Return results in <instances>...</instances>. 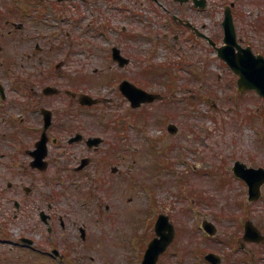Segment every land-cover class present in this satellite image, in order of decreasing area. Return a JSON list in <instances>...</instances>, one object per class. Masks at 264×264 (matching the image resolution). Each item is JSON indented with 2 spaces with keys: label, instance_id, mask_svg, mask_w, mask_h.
Masks as SVG:
<instances>
[{
  "label": "rangeland",
  "instance_id": "rangeland-1",
  "mask_svg": "<svg viewBox=\"0 0 264 264\" xmlns=\"http://www.w3.org/2000/svg\"><path fill=\"white\" fill-rule=\"evenodd\" d=\"M81 2L65 3L67 30L60 34L61 41L67 40V69H77L70 82L67 80V88L77 94L89 92L104 102L84 112H67V121L105 141L97 152L88 151L82 143L64 154L59 145L51 147L50 156L56 163L44 178L39 177L34 195L54 193L57 202L61 201L56 203L57 209L66 208L67 261L51 259L50 263L140 264L155 236V221L163 212L169 214L177 235L158 264H210L204 258L208 251L221 254L222 264H264V245L248 242L244 248L240 246L247 219L264 232V185L261 199L249 202L246 183L232 170L236 160L264 167V98L253 90L239 92L237 75L216 50L187 52L182 42L172 48L176 28L168 42L158 33L168 29L139 21L113 22L109 11L89 10ZM3 9L0 5V11ZM209 11L211 21L205 18L208 12L197 16L200 22L214 24L215 39L221 44L224 4ZM240 11L241 4L235 16L239 40L264 54V11L252 10L249 17L239 18ZM36 12L46 16L39 19L43 24L35 27V21H27V27L17 34L0 35L4 52L21 53L10 60L14 67H21L33 49L35 41L30 35L36 34L34 28L51 33L52 13H44L42 8ZM243 13L249 15L246 10ZM60 20L55 19L56 26ZM4 24L0 22V32L10 28ZM243 32L253 40H243ZM44 41L40 59L44 67L51 59L54 68L63 61L64 50L55 49L58 42L50 46L51 42ZM114 45L131 59L125 67L112 59ZM178 50L188 58L180 57ZM4 61L0 55V69L6 66ZM163 69H169V74L164 76ZM173 69L178 70V77L172 78ZM123 78L163 94V100L133 109L119 90ZM169 122L177 123V134L169 133ZM82 150L94 160L85 171L76 173L73 166ZM66 154L68 161L63 159ZM63 162L72 166L64 170ZM204 217L217 226V235L203 229ZM80 226L86 229L84 238ZM34 260L16 264H44Z\"/></svg>",
  "mask_w": 264,
  "mask_h": 264
},
{
  "label": "flooded vegetation",
  "instance_id": "flooded-vegetation-1",
  "mask_svg": "<svg viewBox=\"0 0 264 264\" xmlns=\"http://www.w3.org/2000/svg\"><path fill=\"white\" fill-rule=\"evenodd\" d=\"M71 1L0 0L1 7H5L0 11V22L5 21L4 25L10 27L6 32H0V35L17 34L27 27V21H35V27L43 24L39 19H44L46 16L36 12L40 8L43 12L49 10L48 14L51 12L54 18L50 24L53 27L51 33L34 28L36 34L30 35V39L35 43L33 49L25 55L26 62H23L21 67H14L10 64L12 57H19L21 53L4 52V47L0 45V55L5 57L3 64L6 65L0 69L2 76L0 78V149L5 148V152H0V264H16L22 260L29 262L31 258L35 259L34 263L42 261L44 264H50L56 252L66 259L67 210L66 208L59 210L62 209L61 207L57 209L56 203H61V201L57 202V196L54 193L48 197L34 195L40 185L38 180L39 177L44 178L47 170L56 163V159L50 156L51 147L54 145H59L63 154L71 153V146L79 143H82L90 152L99 150L90 146L87 139L101 135L89 132L83 126L75 127L67 121V112L72 110L84 112L104 102L102 98H99L100 103L97 105H82L79 96L84 91L81 90L77 94L76 91L67 88V80L70 82L71 75L76 74L72 71L77 69H67V40L62 43L60 34L67 30V25L64 24L67 10L65 3ZM78 1H82L80 6H86L89 10L93 9L103 14L109 11L113 22L123 20L135 24V21H139L148 26L166 27L168 31L165 36L169 34L171 26H176L178 29L174 36L176 43L182 42L187 52L191 50L195 53L215 50L212 43V40L215 41V31L214 28L212 29L214 24L207 21L200 22L197 13L208 12L205 18L211 21L212 15L209 10H215L221 4H224V11L229 6L234 19L238 15L239 4H241L239 18L249 17L252 10L258 14L264 11V0ZM8 9V13H3ZM243 10H246L249 15L243 13ZM140 12L146 13L141 14ZM56 18L61 19L57 22L58 26L54 22ZM98 19L99 16L96 17V21ZM123 27L126 30L125 23ZM243 34L241 37L243 40H253L249 34L245 32ZM43 39L51 42L50 46L58 42L55 49L64 50L63 61H58L54 68L51 59L48 60V67H44V61L40 59V52L45 48L41 46ZM68 75L69 78H67ZM171 76L176 77L174 73H171ZM55 78H63L64 82H54ZM153 92L158 94L157 91ZM67 95L69 100H67ZM78 122L84 123L83 121ZM79 134H81L80 140L71 141ZM103 139L105 141L104 137ZM44 140L49 146L48 164L45 170H41L33 167L32 162L34 154L45 153V150L39 146ZM60 141H65V143L61 144ZM84 151H81L78 163L73 166L74 171L84 157H90L91 163L94 160L93 155L84 154ZM63 159L69 160L67 154ZM61 166L67 170L72 165L69 162H63ZM61 166L58 168L60 169ZM10 230L13 233L9 232Z\"/></svg>",
  "mask_w": 264,
  "mask_h": 264
},
{
  "label": "water",
  "instance_id": "water-1",
  "mask_svg": "<svg viewBox=\"0 0 264 264\" xmlns=\"http://www.w3.org/2000/svg\"><path fill=\"white\" fill-rule=\"evenodd\" d=\"M223 26L225 28V43L217 47L219 56L239 75L238 87L241 92L247 89H255L260 95L264 96V56L262 54H255L250 46L243 47L238 43L233 17L228 10L226 11ZM114 53L116 58L122 60V64L127 62V59L121 56L119 49L115 48ZM121 89L130 98L134 107L140 106L142 102L153 101L157 98V95L138 88L128 81L122 83ZM81 102L93 104L97 102V99L88 94H83ZM169 128L173 132H177L178 130L175 124H170ZM80 137L79 135L75 139H79ZM93 142L99 144L101 138L91 139L90 143L93 144ZM42 144L46 154L45 140ZM45 154H37L36 163L34 164L42 166V159ZM86 162L84 161L82 166ZM234 171L249 183V200H257L261 196V186L264 184V168L248 167L245 163L236 161ZM205 227L212 234L217 231L215 226L210 222H205ZM156 231L158 235L149 243L142 264H157L160 254L167 249L174 239L175 227L169 221L167 215H160L156 224ZM245 238L248 240L264 241V234L251 221H248L246 223ZM206 258L216 264H219L221 261L219 255L215 253H208Z\"/></svg>",
  "mask_w": 264,
  "mask_h": 264
}]
</instances>
